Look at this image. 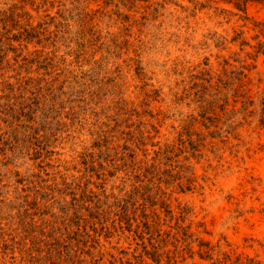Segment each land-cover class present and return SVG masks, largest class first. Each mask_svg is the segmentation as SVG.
<instances>
[{"label": "rangeland", "instance_id": "1", "mask_svg": "<svg viewBox=\"0 0 264 264\" xmlns=\"http://www.w3.org/2000/svg\"><path fill=\"white\" fill-rule=\"evenodd\" d=\"M0 264H264V0H0Z\"/></svg>", "mask_w": 264, "mask_h": 264}]
</instances>
